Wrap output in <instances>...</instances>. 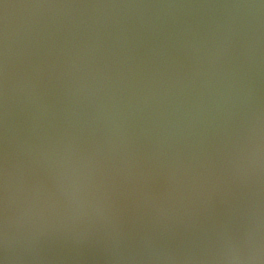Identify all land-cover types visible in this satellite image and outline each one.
Listing matches in <instances>:
<instances>
[{
	"label": "water",
	"instance_id": "1",
	"mask_svg": "<svg viewBox=\"0 0 264 264\" xmlns=\"http://www.w3.org/2000/svg\"><path fill=\"white\" fill-rule=\"evenodd\" d=\"M0 264H264V0H0Z\"/></svg>",
	"mask_w": 264,
	"mask_h": 264
}]
</instances>
